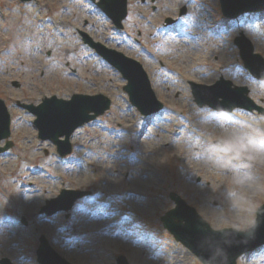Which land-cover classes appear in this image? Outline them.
I'll use <instances>...</instances> for the list:
<instances>
[{
  "label": "rangeland",
  "instance_id": "1",
  "mask_svg": "<svg viewBox=\"0 0 264 264\" xmlns=\"http://www.w3.org/2000/svg\"><path fill=\"white\" fill-rule=\"evenodd\" d=\"M124 26L115 30L92 0H0V97L13 143L0 153V260L41 264L36 251L44 235L73 264H112L120 254L130 264H204L164 228L172 191L214 229L254 224L264 202V161L251 169L257 181L236 188L215 166L214 146L227 130L264 128V113L200 107L189 81L212 84L223 76L247 86L264 108V80L243 66L234 42L243 32L264 57V10L229 18L219 0H128ZM81 30L141 61L164 103L158 114L145 117L130 103L126 80L83 42ZM73 93H104L112 103L74 131L73 151L61 156L18 102ZM62 189L91 194L69 211L41 212ZM229 189L239 194L230 200ZM237 264H264V248Z\"/></svg>",
  "mask_w": 264,
  "mask_h": 264
},
{
  "label": "water",
  "instance_id": "2",
  "mask_svg": "<svg viewBox=\"0 0 264 264\" xmlns=\"http://www.w3.org/2000/svg\"><path fill=\"white\" fill-rule=\"evenodd\" d=\"M220 3L227 17H237L244 12L264 9V0H220ZM98 4L118 27H122V20L127 15V0H100ZM170 21L171 19H167V22ZM83 34L86 36L84 41L114 65L128 81L124 85V90L129 95L130 102L142 114L154 115L163 108V102L158 100L149 76L138 60L94 42L86 33ZM235 42L240 48L245 66L258 79H264V57L255 52L254 45L244 33L237 36ZM14 84L20 85L17 81H14ZM190 85L199 106L209 105L217 111L227 112H232L236 107L264 112V109L249 96L247 86L233 85L232 81L224 77H220L210 85L194 81H190ZM18 104L37 116L35 125L39 129V137L53 140L59 153L66 155L72 149L70 138L73 132L105 113L111 106V100L104 94L75 93L70 99L53 95L45 97L38 105L22 102ZM10 122L7 105L0 98V153L12 146L10 140H7L5 145H1V141L11 134ZM88 193L89 191L63 189L58 197L47 201L41 212L51 216L62 210L68 211L78 198ZM170 197L176 206L162 216L164 226L203 263L237 264L241 255L253 254L264 246V203L257 209V217L251 227L245 230L233 227L214 229L196 208L188 204L179 194L171 192ZM37 255L41 264H73L56 252L44 235L40 237ZM117 261L118 263L113 264H130L124 255H120ZM1 264H12V262L8 258H3Z\"/></svg>",
  "mask_w": 264,
  "mask_h": 264
},
{
  "label": "clouds",
  "instance_id": "3",
  "mask_svg": "<svg viewBox=\"0 0 264 264\" xmlns=\"http://www.w3.org/2000/svg\"><path fill=\"white\" fill-rule=\"evenodd\" d=\"M214 147L220 156L215 166L231 174L236 181L235 187L239 188L242 183L255 178L251 169L264 161V128L240 126L227 130ZM238 194L232 189L227 193L230 200Z\"/></svg>",
  "mask_w": 264,
  "mask_h": 264
},
{
  "label": "bare ground",
  "instance_id": "4",
  "mask_svg": "<svg viewBox=\"0 0 264 264\" xmlns=\"http://www.w3.org/2000/svg\"><path fill=\"white\" fill-rule=\"evenodd\" d=\"M252 174H254V173L252 172ZM254 175H255V176H258V174H254ZM254 181H257V178H254V179L248 180V181L242 183L240 186H250V185H251V182H254ZM234 184L236 185V182H234ZM125 193H126V192H125ZM126 194L128 195L129 198H134V197L137 196V194L134 193V192H133V193H129V190H127V193H126ZM89 249L92 250L91 246H89Z\"/></svg>",
  "mask_w": 264,
  "mask_h": 264
},
{
  "label": "flooded vegetation",
  "instance_id": "5",
  "mask_svg": "<svg viewBox=\"0 0 264 264\" xmlns=\"http://www.w3.org/2000/svg\"><path fill=\"white\" fill-rule=\"evenodd\" d=\"M123 28H124V27H123ZM123 28H122V29H123ZM96 37H98L97 34H96ZM96 39H97V38H96ZM97 40H100V39H97ZM101 41H103L104 43H106L104 40H101Z\"/></svg>",
  "mask_w": 264,
  "mask_h": 264
}]
</instances>
